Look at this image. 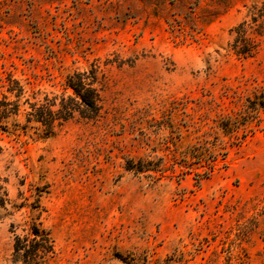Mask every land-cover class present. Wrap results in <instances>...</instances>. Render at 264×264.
Listing matches in <instances>:
<instances>
[{
	"label": "rangeland",
	"instance_id": "obj_1",
	"mask_svg": "<svg viewBox=\"0 0 264 264\" xmlns=\"http://www.w3.org/2000/svg\"><path fill=\"white\" fill-rule=\"evenodd\" d=\"M263 3L0 0V264L34 225L48 264H264ZM90 71L97 119L27 121Z\"/></svg>",
	"mask_w": 264,
	"mask_h": 264
},
{
	"label": "trees",
	"instance_id": "obj_2",
	"mask_svg": "<svg viewBox=\"0 0 264 264\" xmlns=\"http://www.w3.org/2000/svg\"><path fill=\"white\" fill-rule=\"evenodd\" d=\"M264 20V3L253 13V20ZM237 36L234 41V51L237 55L251 56L247 24L243 23L234 31ZM71 95L63 96L60 104L57 98L50 99L47 96L44 103L27 99L25 104L30 106V113L27 121L37 123L46 127L50 132L56 127L71 120L76 113L88 120H95L99 116L100 90L98 89V78L95 71L75 74L69 77L66 86ZM7 93L15 100L9 99L8 95H3L0 103V124L18 116L21 109V99L25 98L26 89L19 81L9 79ZM36 100V97H33ZM55 255V245L52 237L38 225H34L29 233L15 236L14 259L23 264H48Z\"/></svg>",
	"mask_w": 264,
	"mask_h": 264
}]
</instances>
